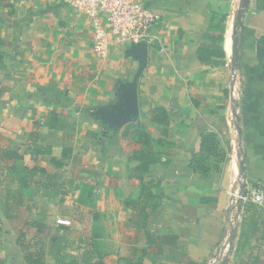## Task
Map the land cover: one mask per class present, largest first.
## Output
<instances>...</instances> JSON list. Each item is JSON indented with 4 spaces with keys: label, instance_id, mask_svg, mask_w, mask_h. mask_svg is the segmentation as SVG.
I'll list each match as a JSON object with an SVG mask.
<instances>
[{
    "label": "crops",
    "instance_id": "obj_1",
    "mask_svg": "<svg viewBox=\"0 0 264 264\" xmlns=\"http://www.w3.org/2000/svg\"><path fill=\"white\" fill-rule=\"evenodd\" d=\"M137 1L159 19L139 119L116 127L92 114L135 78L132 45L106 27L99 57L68 0H0V264H264V210L231 196L242 163L264 187V0L239 31L244 0ZM200 47L225 65H203ZM136 154L155 159L147 173Z\"/></svg>",
    "mask_w": 264,
    "mask_h": 264
},
{
    "label": "built area",
    "instance_id": "obj_2",
    "mask_svg": "<svg viewBox=\"0 0 264 264\" xmlns=\"http://www.w3.org/2000/svg\"><path fill=\"white\" fill-rule=\"evenodd\" d=\"M68 4L82 12L92 22L95 33L94 51L99 57H106L108 54L110 39L107 29L111 30L119 43L127 45L149 43L153 39L152 28L159 19L137 0H68ZM239 181L242 190L231 193L234 199L232 204L236 205L241 200L264 210V187L249 186L247 180L243 178ZM235 224L237 225V221Z\"/></svg>",
    "mask_w": 264,
    "mask_h": 264
},
{
    "label": "water",
    "instance_id": "obj_3",
    "mask_svg": "<svg viewBox=\"0 0 264 264\" xmlns=\"http://www.w3.org/2000/svg\"><path fill=\"white\" fill-rule=\"evenodd\" d=\"M245 6L238 14V19L235 25L237 31L242 27V20L247 11V4L249 0H244ZM240 40L239 38L235 39L234 42V54L232 59V75L233 78H236L237 71L239 69L240 63ZM127 55L134 58L139 62V70L133 79L129 83H119L118 87V99L119 103L111 106L110 108L98 109L92 115L105 125H111L116 127H122L124 125L136 122L139 119L140 115V103L137 90V82L140 74L143 72L144 66L148 61V46L146 43H139L132 45L127 51ZM244 163L241 164L240 176L244 179ZM239 204L242 201H238Z\"/></svg>",
    "mask_w": 264,
    "mask_h": 264
},
{
    "label": "trees",
    "instance_id": "obj_4",
    "mask_svg": "<svg viewBox=\"0 0 264 264\" xmlns=\"http://www.w3.org/2000/svg\"><path fill=\"white\" fill-rule=\"evenodd\" d=\"M210 31L213 28H209L207 27ZM214 29L216 30H222V26H217L214 27ZM207 37V35H206ZM211 39V37L208 36V39ZM219 40V39H218ZM198 55H199V59L202 62L203 65L205 66H210V67H218V66H224L225 65V54L223 53V51L219 48H209V47H200L199 51H198ZM154 119L153 121L158 123V124H166L167 123V110L165 108H159L154 110ZM55 116V115H54ZM52 122L57 123L56 121V117L51 119ZM136 127H139V125H136ZM135 162L138 163V165L136 166L135 170L136 172H141V173H147L150 169V164H153L155 162V159L153 158V156L147 155H140V154H136L133 156L132 158ZM203 169V167H200Z\"/></svg>",
    "mask_w": 264,
    "mask_h": 264
},
{
    "label": "rangeland",
    "instance_id": "obj_5",
    "mask_svg": "<svg viewBox=\"0 0 264 264\" xmlns=\"http://www.w3.org/2000/svg\"><path fill=\"white\" fill-rule=\"evenodd\" d=\"M238 80H239V79H238V76H236V78H234V83H233V84H234L235 86H237V87L239 86V84H237V83H238ZM237 87H236V88H237ZM237 90H238V89H237ZM238 95H239V94L237 93V96H238Z\"/></svg>",
    "mask_w": 264,
    "mask_h": 264
}]
</instances>
